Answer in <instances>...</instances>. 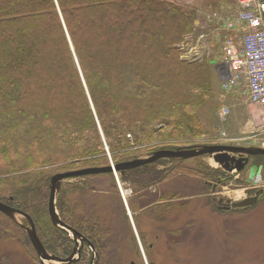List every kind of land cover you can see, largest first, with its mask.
<instances>
[{"label": "trees", "instance_id": "obj_1", "mask_svg": "<svg viewBox=\"0 0 264 264\" xmlns=\"http://www.w3.org/2000/svg\"><path fill=\"white\" fill-rule=\"evenodd\" d=\"M195 16L164 0H0V202L31 218L48 254L66 259L74 243L49 219L50 179L109 166L97 128L115 165L136 158L126 134L133 147L199 133L194 108L211 90L209 69L179 60L177 49ZM158 121L171 129L166 137L153 128ZM167 160L205 187L224 177ZM156 162L119 172L120 180H158L162 172L149 171ZM62 202L59 219L97 250V223L74 225Z\"/></svg>", "mask_w": 264, "mask_h": 264}, {"label": "rangeland", "instance_id": "obj_2", "mask_svg": "<svg viewBox=\"0 0 264 264\" xmlns=\"http://www.w3.org/2000/svg\"><path fill=\"white\" fill-rule=\"evenodd\" d=\"M224 1L229 2V8L220 9V3ZM238 3L239 0H215L211 3L212 6L203 8L201 14L199 11L197 14L194 8L182 5L186 10H194L196 16L191 32L177 45L179 60L205 64L210 73L211 90L194 108L199 133L172 139L155 137L156 139L151 138L155 139L151 142L139 143L133 147V137L126 134L130 146L125 151L131 154L129 156L146 159L158 150L191 149L209 145L264 148V112L248 101L245 81L242 80L236 89L227 92L220 88V80L226 77L228 71L219 64V47L229 34L224 29L227 27L225 20L238 11ZM213 11L220 18L216 22L217 19L212 21L210 17L208 19L211 22H208L206 13ZM201 35L204 38L199 40ZM101 45L103 47V41ZM225 109L226 115L222 114ZM152 126L162 131V137H166L171 131L161 121ZM97 129L108 163L114 164L106 140L100 128ZM253 157H249L241 172L222 169L209 155L182 159L178 163L187 169L202 164L223 173V178L208 183L209 188L204 186V179L198 175L186 171L172 172L171 168L177 163H171L167 159L157 160L149 170L162 172L161 178L151 183L148 179L135 176H130L128 182H122L119 172L117 176L113 173L103 176L97 174L63 181L56 200L59 197L65 200L62 207L69 222L85 227L88 219L98 225L96 233L99 235L95 237L99 244L96 245L97 250L91 245L83 244L75 262L264 264V193L258 197L255 205L247 208L234 209L225 205L228 200L231 203L239 202L253 197L259 189H264V156ZM61 165L59 163L47 170L54 171ZM257 176L262 177L260 184L254 183ZM118 180L126 193L130 215ZM43 192L46 197L47 189ZM2 215L0 214V264H40L26 235L29 228L27 221L18 214L12 220ZM124 216L127 217L126 220ZM80 220L83 221L82 224L79 223ZM73 248L74 243L72 251ZM50 264L60 263L52 261Z\"/></svg>", "mask_w": 264, "mask_h": 264}, {"label": "water", "instance_id": "obj_3", "mask_svg": "<svg viewBox=\"0 0 264 264\" xmlns=\"http://www.w3.org/2000/svg\"><path fill=\"white\" fill-rule=\"evenodd\" d=\"M236 155V157L231 156ZM209 155L213 161L218 164L222 169L226 171L241 172L248 163L249 157L252 156H264V148H244L237 146H221V145H209L202 146L199 148H186V149H175V150H158L151 154L150 157L146 159H134L132 161L122 162L119 164H111L105 167H91L84 169H77L66 171L62 173H57L53 175L49 183V195H48V216L53 226L65 231L68 236L74 241V248L72 253L66 259H60L53 255L47 253L41 244L39 238L37 237L35 226L31 218L10 206L0 202V213L13 218L14 214H18L23 217L28 223V229L26 230L27 238L39 258L40 264H46L45 262H58L60 264H69L75 262L80 255V250L83 244L90 245L87 239H85L81 234L65 225L58 217L55 203L56 195L60 189V185L63 181L80 178L89 175L97 174H111L115 176L118 172H124L132 170L141 166H146L152 164L160 159H191L199 156ZM264 193V189H259L253 197L245 198L239 202L226 201V207L230 208H247L253 206L257 203L258 197ZM222 200L219 201L221 203ZM125 203V202H124ZM126 209L127 205L125 203ZM128 213V209H127ZM75 255L77 257L75 258Z\"/></svg>", "mask_w": 264, "mask_h": 264}, {"label": "built area", "instance_id": "obj_4", "mask_svg": "<svg viewBox=\"0 0 264 264\" xmlns=\"http://www.w3.org/2000/svg\"><path fill=\"white\" fill-rule=\"evenodd\" d=\"M238 4V11L225 20L229 36L219 47L220 65L228 71L220 88L227 92L245 81L248 101L264 112V0H239ZM222 114L226 115V109ZM261 182V176L254 179Z\"/></svg>", "mask_w": 264, "mask_h": 264}, {"label": "crops", "instance_id": "obj_5", "mask_svg": "<svg viewBox=\"0 0 264 264\" xmlns=\"http://www.w3.org/2000/svg\"><path fill=\"white\" fill-rule=\"evenodd\" d=\"M164 1L172 2V3H175V4L180 5V6L184 5V6L194 8L196 10L197 14H198V11L201 14L202 9L203 8L207 9V6L211 5V3H213L215 0H164ZM214 5H215V3H214ZM228 5H229V2L224 1V2L220 3L219 8L220 9L229 8ZM218 15L219 14H217V13L214 14V11H213V13L208 12V14L206 13V19L208 20V22L209 21L211 22V20L213 21V20L217 19L216 20V22H217L218 19L220 18ZM210 17H211V20L208 19ZM197 22L198 21H196V24H197Z\"/></svg>", "mask_w": 264, "mask_h": 264}, {"label": "bare ground", "instance_id": "obj_6", "mask_svg": "<svg viewBox=\"0 0 264 264\" xmlns=\"http://www.w3.org/2000/svg\"><path fill=\"white\" fill-rule=\"evenodd\" d=\"M118 185H119V188H121V194H122V197L124 198V202L126 203V196H125L126 193L122 190L121 183L119 182V180H118ZM236 194L238 195L239 193H236ZM128 214L130 215L129 210H128ZM15 215H17V214H14V217H15ZM131 220H132V217H131ZM48 263L50 264L51 262H48Z\"/></svg>", "mask_w": 264, "mask_h": 264}]
</instances>
